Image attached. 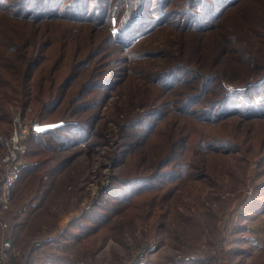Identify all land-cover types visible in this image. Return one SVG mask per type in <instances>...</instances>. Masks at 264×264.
<instances>
[{"label": "rangeland", "instance_id": "rangeland-1", "mask_svg": "<svg viewBox=\"0 0 264 264\" xmlns=\"http://www.w3.org/2000/svg\"><path fill=\"white\" fill-rule=\"evenodd\" d=\"M78 1H60L67 47L57 25L42 28L58 31L47 49L53 55L47 70L58 61L64 72L57 83L76 70L78 82L55 113L40 116L12 105L8 132L21 111V120L39 121L42 131L79 121L78 143L69 133L61 139L66 147L49 151L55 158L43 168L42 182L29 172L15 183L12 206L0 207V264H264V81L239 91L251 60L264 58V9L252 16L257 0H240V7L210 20L203 32L191 19L193 0H89L95 12L73 24L67 12ZM18 2L0 0L2 43L4 34L17 27L25 32L30 24L11 15ZM146 3L151 16L164 12L170 22L136 45L120 43L122 27ZM223 36H229L222 44L229 54L210 56ZM108 40L114 46L102 47ZM191 66L219 76L196 103L191 94L200 91L188 87ZM73 105L78 113L70 117ZM233 107L236 113L228 115ZM169 155L178 158L161 166ZM177 164L179 176L165 172L145 186L126 184L132 178L127 174ZM135 189L140 191L131 195ZM80 220L94 235L88 240Z\"/></svg>", "mask_w": 264, "mask_h": 264}, {"label": "trees", "instance_id": "trees-1", "mask_svg": "<svg viewBox=\"0 0 264 264\" xmlns=\"http://www.w3.org/2000/svg\"><path fill=\"white\" fill-rule=\"evenodd\" d=\"M60 1L62 0H23V2L19 0V2L16 4L17 10L10 12L13 13L11 15H14V17L17 18L16 20L18 22L28 21V23H30V26L28 25L25 32L22 28L17 27V29L14 30L13 33L4 34V43H2L0 40V143L2 145H4V143H2V138L5 137L9 132V127L11 128L10 124L12 116V105H21L24 107V111L31 109L32 113L36 112L37 114L40 112V116H45L47 115V113H52L53 111V113H55V110L59 107V105L69 97L67 96L66 90H69L73 86V82H78L77 77L79 75V72L78 70H76L71 74L67 72L61 79V82H63L62 84L57 83L59 82L58 79L60 75L64 72L63 68L60 69L58 61H55L54 65L49 70H47L46 63H50L53 59L52 52H47V49L49 50L55 45L54 41L51 38H53L54 34L58 31L54 32L50 29H47V31L43 32L42 28L43 26H45L43 25V23H54L55 26L57 25L59 29V41L62 43L63 46H66L67 43L66 37L61 32L65 29L59 25L67 24V20H60L62 19L60 18L62 16V14L60 13L61 11H64L60 10L62 6V3ZM239 2L240 0H198V2L196 0H193L191 6L192 8H195L199 4L198 10H193L191 8V19L193 21V25L197 28H201V31L205 32L204 26H209V24H211L209 22L210 20H215L216 18H218V15L222 14L228 9H230L229 11H227L229 13L234 7H240L242 3L237 6ZM257 2L258 6L253 7L251 10L252 16L256 11L262 12V9H264V2H260V0H257ZM93 6L94 4H91V1L89 0H79L78 5L73 8V10H70V12H66L67 15L72 16L74 20L73 24H76L78 22V19H82L84 17L87 18L91 14V12L93 11ZM64 7H66V5H64ZM64 7L62 9H64ZM155 9L156 7L152 8V11H155ZM3 10V8L0 9V11L2 12ZM162 10L163 9H160L159 13ZM93 12H95V10ZM168 22H170L169 16L165 15L164 12L160 13V15L157 17L151 16L149 14L148 3H146L141 9L140 16H138V18L136 19H133L132 22L129 21L128 23L130 24L126 23L122 27V32L119 36L120 43H132L136 45L137 43L142 42L149 35L155 34L156 32L164 29L166 25H168ZM15 23L17 24V26L19 25L16 21L14 22V24ZM91 24H93L92 19ZM191 32L196 33L198 32V30H192ZM44 33L47 34L45 38L43 37ZM228 37L229 36H223L224 40H219L217 46L211 49L209 55H228V50H226L224 45L222 46L223 43H228ZM114 44L115 41L108 40L102 47L109 48L111 46H114ZM118 48L119 46L115 49ZM65 57L66 56L62 54L60 56V59L63 58L65 60ZM67 59H69V56H67ZM214 59L215 57L211 58V60ZM71 60L75 61V57H73ZM82 60L83 59L79 60L78 65L76 63L74 67L78 68V66L81 65L80 62H83ZM17 62H22L24 63V65L22 66ZM41 62H43V65L39 67ZM250 66L251 69L247 71V75H245L246 77L244 78L247 80L239 84V91L241 92H243L244 89L246 91L264 81V58L259 59L257 61L251 60ZM191 67L193 68H190L191 72L189 71L191 76L188 82V87L192 88L193 90L200 91L199 94H191L192 92L190 93L192 95L191 97H196V100H194V102L196 103L200 100L197 97H204V91L208 90L210 83L218 81L219 76L217 72L211 74L212 71L204 70L205 73H200L199 70L197 71L195 69V66ZM250 74L252 76L248 77V75ZM107 80L108 78H105V80L101 79L100 82H107ZM34 82H38L37 88H35L33 84ZM81 82L88 81L82 80ZM160 83L161 85L166 84L165 82ZM57 85L59 86L58 90L54 93V88ZM260 85L261 84H259L258 86ZM33 87L35 89H38V91L33 90ZM261 91H264V89L262 88ZM42 95H44V97ZM74 99L75 97H73L72 102L76 103L73 101ZM76 100L78 101V93ZM85 103L86 102H83V104ZM233 109L234 110L228 112V115L236 113L237 108L233 107ZM76 110L77 109L75 108V105H73V107L67 113H70V117L75 116L78 113L76 112ZM80 111H82V109ZM89 118L90 117L88 116L82 117L83 121L85 122H87ZM78 122L79 121L69 122L70 126H67L63 123L57 126L56 128H48V130L42 132H31L30 136L27 139V157L30 155L34 158L32 162L22 168L19 178H21L23 174H28L29 172L37 173L39 174V181L42 182L45 176L47 175V170L43 171V168L46 167L47 163H49L52 159L55 158V154H51V152H53L54 150L59 151L62 146H65V142H61V139L62 141H64L70 133V137L73 135L71 138V142L78 143ZM80 125L83 126V124ZM70 127L71 132L68 130ZM69 138H67L66 140H68ZM226 143L227 145H231L233 144V141L226 140ZM49 151L51 152L49 153ZM176 156L177 155H173L171 157L169 155L168 159L162 160L161 166L167 165V163L173 164L178 158ZM179 164L181 165L185 163ZM179 164H177L173 169H166V171L156 170L154 173L151 174H127L132 178H126L129 180V182H127L126 184H132L134 182L136 184L138 182H141L145 186L147 185V183H154L155 180L158 179L159 176L165 174V172H167L165 175L167 177L172 175L179 176L181 171H177L176 173L174 172L175 168L180 167ZM143 189L148 190L147 187L142 188V190ZM139 191L140 189L132 190L131 195H134ZM116 201H119V199H116ZM21 212H23V210ZM103 213L104 215H106L105 212ZM107 217L108 216H105L104 220H102L101 222L104 226H106L109 221V218ZM85 225L86 223H84L82 220L78 222V228L86 232L83 237L85 236V239L88 240L94 235L88 233L87 228L84 227ZM199 261L200 260H194V262L192 263H199Z\"/></svg>", "mask_w": 264, "mask_h": 264}, {"label": "built area", "instance_id": "built-area-1", "mask_svg": "<svg viewBox=\"0 0 264 264\" xmlns=\"http://www.w3.org/2000/svg\"><path fill=\"white\" fill-rule=\"evenodd\" d=\"M21 114L22 112L18 111L15 115L13 129L5 137L4 151L0 155V207L2 209H8L12 206V193L15 183L20 177L22 168L27 163L28 137L31 132H41L44 128L42 123L37 120H21Z\"/></svg>", "mask_w": 264, "mask_h": 264}, {"label": "snow or ice", "instance_id": "snow-or-ice-1", "mask_svg": "<svg viewBox=\"0 0 264 264\" xmlns=\"http://www.w3.org/2000/svg\"><path fill=\"white\" fill-rule=\"evenodd\" d=\"M49 127H51V126H49Z\"/></svg>", "mask_w": 264, "mask_h": 264}]
</instances>
